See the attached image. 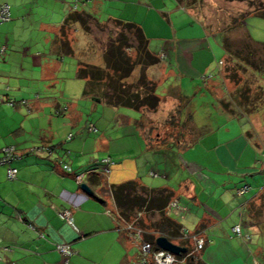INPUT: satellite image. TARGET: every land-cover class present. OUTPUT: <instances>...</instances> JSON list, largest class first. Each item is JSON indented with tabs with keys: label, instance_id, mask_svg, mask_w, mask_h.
<instances>
[{
	"label": "crops",
	"instance_id": "0c3cea01",
	"mask_svg": "<svg viewBox=\"0 0 264 264\" xmlns=\"http://www.w3.org/2000/svg\"><path fill=\"white\" fill-rule=\"evenodd\" d=\"M4 4L11 19L0 24V47L6 48L0 54V149L16 146L21 158L14 164L17 179H9L0 166V264H139L141 242L126 229L136 223L120 216L110 191L129 181L134 185L124 203L132 220L139 213L143 226L155 229L160 208L167 205L168 219L205 239L195 262L264 264V79L251 71L245 75L251 95H258L256 110L245 113L233 104L237 87L224 72L223 43L216 44L213 32L178 0H0V9ZM72 13L91 18L86 25L80 20L66 24ZM115 20L139 25L150 52L160 58L147 69L156 91L173 79L168 90L157 93L156 111L84 95L79 62L104 66L83 56L99 49L104 58L108 41L97 42L94 28ZM140 72L137 67L133 78ZM195 89L210 99L205 105L219 106L216 121L207 118L200 134L194 128L175 140L160 132L154 137L151 127L167 124L177 109L178 123L184 124L183 109ZM90 104L95 123H84ZM244 117L253 119L259 133L246 127ZM143 118L151 121L144 129ZM127 135L139 140L136 149L126 148L122 139ZM40 145L55 151L51 156L30 152ZM105 157L116 163L110 176L99 162ZM95 168L100 173L87 176L88 193L75 174ZM243 188L247 191L241 193ZM175 199L179 206L171 209ZM65 209L72 211L74 225L60 217ZM237 225L241 235L234 232ZM175 240L195 249L183 234ZM58 243L74 248L68 262L56 250Z\"/></svg>",
	"mask_w": 264,
	"mask_h": 264
},
{
	"label": "trees",
	"instance_id": "16d2710c",
	"mask_svg": "<svg viewBox=\"0 0 264 264\" xmlns=\"http://www.w3.org/2000/svg\"><path fill=\"white\" fill-rule=\"evenodd\" d=\"M178 1L181 5L186 3L187 8L188 6L195 8L204 0ZM247 1L252 7V10L246 12L242 20L246 15L254 13L264 16L263 0ZM89 18H91L89 14L72 13L67 17L66 24L70 21L80 20L86 25L85 22ZM233 22L234 25H239L240 20L235 18ZM114 23L119 25L121 30L116 32L115 35L111 34L105 45L103 52L104 66H96L82 61L79 62L77 77L86 80L84 95L90 96L95 100H102L113 106H124L135 110L144 109L156 111L161 103V98L157 94L156 84L147 76V69L150 66L158 64L160 58L150 52L149 40L139 25L121 20H115ZM223 45L227 52V62L224 72L227 76L226 78L237 87L236 91L232 94V99L238 107L242 108L243 106V112L252 113L256 110V107H253L255 104L253 101L258 95H251V84L247 82L248 80H243L241 72L247 74L251 71L264 79V46L255 43L251 37H249V42H244L240 45L242 47L237 46L239 44L236 46L233 45L229 42L228 37H224ZM137 67L141 68L140 75L133 81H130ZM226 107L228 106L226 105ZM51 149V154L44 155L51 156L55 151L53 147ZM91 170H96V168ZM132 184L134 185V182L129 181L118 187L111 186L110 188V191L114 194L117 206L121 211L120 216L125 218L127 222L135 221L136 225L144 231L143 239L153 243L155 250L158 249L156 239L160 236H165L171 241H176L175 239L180 238V236L182 237L183 227L165 216L164 210L167 205L164 208H160L161 218L155 229H146L143 226L142 217L138 215L139 213L136 215L138 219L132 220L130 214L126 212L127 208L124 203V197L127 196V190ZM178 243L186 248L185 253L178 255V259L182 260L192 249L184 241H179ZM188 259H192L194 264H200L199 261L195 262L197 260L196 254Z\"/></svg>",
	"mask_w": 264,
	"mask_h": 264
},
{
	"label": "rangeland",
	"instance_id": "374dc122",
	"mask_svg": "<svg viewBox=\"0 0 264 264\" xmlns=\"http://www.w3.org/2000/svg\"><path fill=\"white\" fill-rule=\"evenodd\" d=\"M184 4H182V6L183 7L185 6V9L189 8L190 11H194L196 15H198V17L204 22L205 26L209 28V31L213 32L211 33L212 34L211 39L216 44H220V43L222 44L224 37L225 38L228 37L229 42H231L233 45L236 46L237 44H239L237 46L242 47L240 45L243 44L244 42L245 43L249 42V37H251L254 41L264 46V16L256 15V14H249V15H246L245 18L242 20L245 13L252 10V7L249 5L247 0H204L201 4L197 5L195 8H190L189 6L187 8L186 3ZM235 18L240 20L239 25H234L233 20ZM119 30H121L120 26L115 24L114 22H111V23L105 24L104 26H96L94 28V35L98 39L97 42H101L105 44L106 41H108L110 35L111 34L115 35L116 32H118ZM87 52L89 54L87 53V56L86 55L83 56L85 59L89 61L91 60L93 63H98V64L104 63L103 54L99 49H95L94 52H91V53L89 51ZM214 74H216L217 76L219 75V72L214 73ZM241 75L243 76V80H245L246 74H243L241 72ZM135 78L136 77L130 79V81H133ZM172 80L173 79L169 78L167 81L163 82L159 86L157 93H163L162 90L164 88H167L168 90V88L171 87V85L169 84L172 83ZM232 87H234V85L230 82L229 88H232ZM48 93H51V92H48ZM41 94H42V99H43L47 93L46 91L43 90ZM203 97H204V94L203 93L197 94L196 89H195L194 93L191 94V97H189L187 106H185V108L183 109L184 111L183 123L184 124L181 125L178 123L179 109H177L176 115L170 116V119L167 124L157 123V126L153 128L151 127L154 137L157 132H160L162 135L173 137L175 140L177 138L175 136L179 132H187L194 128L196 131L198 129V133L200 134L201 130L206 126L205 123L208 122L207 118L210 119L211 117L213 121H216V119L218 118V115L220 114L219 106L214 101L211 102L210 106H208L209 104L205 105L207 102L210 101V99L206 100V99H203ZM165 98H166V95H165ZM165 98H164V101H162L163 104L166 103ZM231 101L234 104L232 98H231ZM262 112L263 111H260V113ZM46 114H50V112L47 111ZM85 114L86 116H84V123H91V122L95 123V118L97 116V113L92 110L91 104L87 107ZM205 114L207 115L206 117H204ZM190 115L193 116L191 120L189 119ZM243 119H244L245 125L247 124L246 127L248 126L247 128L249 130L256 131V134L259 133V129L255 128V125H252L253 119L251 117H244ZM158 120L160 121L161 119H158ZM141 121H142L141 128L143 129L146 126H149L151 124V121L149 118H143ZM115 129H116L115 126H110V130H115ZM73 131L75 132V130ZM260 136L261 138H264V128ZM122 141L127 142L126 148L129 147L131 149H136V147L139 146V140L134 139V138L132 139L129 135L125 136L124 139H122ZM99 162L103 168V164L101 160H99Z\"/></svg>",
	"mask_w": 264,
	"mask_h": 264
},
{
	"label": "built area",
	"instance_id": "2783aa9c",
	"mask_svg": "<svg viewBox=\"0 0 264 264\" xmlns=\"http://www.w3.org/2000/svg\"><path fill=\"white\" fill-rule=\"evenodd\" d=\"M76 8V6H75ZM11 19L10 7L8 4H4L0 9V24L5 23ZM5 47H0V54L5 52ZM222 65V63H220ZM25 102V101H23ZM89 130L97 131V128L94 125H90ZM72 137V134L69 136V139ZM31 153L35 154H51L52 149L48 145H40L36 147H32L30 149ZM21 158V153L17 149L16 146L9 145L0 149V166L6 167L7 176L9 179L14 180L19 177V169L14 165L15 162ZM103 164L102 173L105 175H110L115 166V161L111 157H105L101 160ZM70 170V168H68ZM93 172H99L98 169L91 170L87 172L78 173L75 176V179L78 184H83L86 182L87 176L92 174ZM100 173V172H99ZM247 191V188H243L241 193ZM180 199H175L171 204L170 208H176L179 206ZM60 217L65 220L68 224L74 225V219L72 211L69 209L61 210L59 212ZM127 230H131L135 233V236L140 240V260L139 264H177L183 261L188 260L191 256H194L197 251H200L204 248L206 242L202 236L199 234H189L186 229L183 228L182 234L185 239L192 240L195 249L192 250L189 254L183 257L182 260L178 259V255L168 251L161 249L158 245V249H154V244L143 239L144 231L142 228H139L134 223H128ZM234 232L238 235H241V227L237 225L234 228ZM56 250L61 254V256L65 259V262L69 261V258L75 253L74 248L71 244L68 243H58L56 244Z\"/></svg>",
	"mask_w": 264,
	"mask_h": 264
},
{
	"label": "water",
	"instance_id": "95a60500",
	"mask_svg": "<svg viewBox=\"0 0 264 264\" xmlns=\"http://www.w3.org/2000/svg\"><path fill=\"white\" fill-rule=\"evenodd\" d=\"M81 187L88 193L91 192V189L89 188V186L86 183H83L81 185ZM156 243L157 245L164 250H168L176 255H180L182 253L186 252V248L182 247L178 244H175L174 242H172L171 240H169L167 237L165 236H160L156 239Z\"/></svg>",
	"mask_w": 264,
	"mask_h": 264
}]
</instances>
